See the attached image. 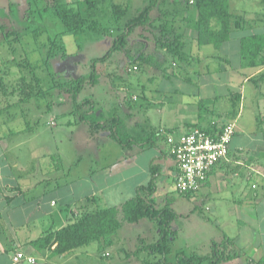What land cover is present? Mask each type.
Wrapping results in <instances>:
<instances>
[{"label": "rangeland", "instance_id": "rangeland-1", "mask_svg": "<svg viewBox=\"0 0 264 264\" xmlns=\"http://www.w3.org/2000/svg\"><path fill=\"white\" fill-rule=\"evenodd\" d=\"M10 1L13 0H0V7H8ZM27 1L33 2V0L13 2L11 17H0V84H4L5 88V92L0 89V98H6L11 103L6 110L7 124L13 130L23 129L22 135L12 136L11 148H13L8 158L17 162L16 156L19 157L20 161L17 162L19 170L35 183L33 190L31 189L32 195L122 196L131 183L125 179L136 167L131 169L125 165L126 156L130 157L132 153L135 154V164L140 169L165 161L174 170L175 161L170 157L163 139L157 140L160 149L163 148L166 155L163 157L165 160L161 162L158 148L147 147L146 150H140L139 146L134 145L130 151L113 138L106 136L105 132L90 135L89 126L79 119V112L74 108L73 100L63 88L71 86L73 78L90 73L91 61L108 51L111 39L101 38L92 31L62 34L64 26L52 13V9L40 15L36 13L37 11L34 12L36 9L34 4H31V8L35 9H31L30 14L26 13L30 20L26 19L21 10L27 8ZM63 1L71 4L84 0ZM124 1L130 2L132 11L143 2V0ZM163 1L162 7L169 11L175 10L179 22H182V17H189L191 22L196 12L194 3H185L182 0ZM229 2L231 12L235 15H243L248 20L264 19V0H229ZM45 4L51 7L53 1L45 0L40 4L41 8ZM104 11V15L109 19L111 16L109 4L105 6ZM156 15L157 10L152 12L153 17ZM251 24L252 26L244 29L234 30L232 40L224 43L221 48L209 45L202 47L201 52L196 50L200 52L199 55L208 51L217 54L227 53L231 62L221 63V70L219 63L212 62L213 64L209 63L207 68L203 66L205 72L198 70V67L201 68L200 65L184 71L182 69L184 64L181 61L155 46L151 40L147 42L146 50L154 52L157 56L156 60L153 59L151 63H129L126 54L115 53L107 62L97 64V71L100 74L99 83L95 86L86 85L77 96L78 102L86 100L82 110H89L92 103L93 108L103 111L107 116L112 109H116L124 120L125 129L132 135H141L146 133L145 131L153 130L155 120L160 122V119L166 121L168 118H174L175 112L186 110L190 105H195L197 111L198 106L194 103H199L203 108L202 117L196 120L198 126L206 127V123L213 120L222 124V117H233V114L221 117L220 113L223 104H228L221 95L227 92V85L231 83L228 76H242L251 71L249 67L241 66L237 51L239 39L243 35L263 31L262 20H256ZM189 27L196 31L194 22ZM56 35H61L58 45L63 43L64 50L58 46L55 56L50 57L47 64L45 60L50 49V40L55 39ZM141 39L144 38L139 31L132 33L127 46L130 55L135 54L137 48L135 42ZM188 47L190 41L187 49ZM65 52L66 56H63ZM195 55L197 56V53ZM22 77L27 83L33 84L29 101L22 98L25 97L20 89ZM226 82L227 85H224ZM55 84H58V87L50 89ZM251 86L247 85L246 103L241 108L242 117L235 120L236 123L239 122L237 125L241 124L248 131L258 125L264 128L263 108H260L263 111L261 121L255 119L256 116L253 115V109L257 105L255 104L254 107L252 105ZM232 87L240 90L238 86ZM245 89L243 88L244 92ZM47 90L49 93L45 92ZM215 92L221 95L216 104L215 99L213 101L208 99ZM162 102L166 105L167 111L162 110L164 107L160 105ZM208 107L215 109L214 112L207 110ZM183 113L184 111H181V118ZM149 115L153 117L149 118ZM189 115L197 118L198 113H189ZM170 119L167 121H171ZM177 121L175 124L177 127L181 122L183 123ZM51 122L55 124L52 125ZM167 125L174 126V122H168ZM173 130L180 131L176 128ZM164 134L162 132V135ZM259 140H262L261 136ZM21 141L23 143L20 144ZM247 143L254 146L260 141L249 140ZM117 161L122 162L112 166ZM251 183H257L259 196H264V179L254 176L250 182L245 181L244 187L250 186ZM164 184L165 190L161 189L156 196H171L172 206L179 213L172 224L177 231L168 259L173 261L176 252L181 249L187 253L194 250L201 255L211 253V242L215 240V198L206 197L200 192L201 190L189 195L195 196L191 197L192 199L185 197L187 195L176 190L171 175L165 176ZM103 189L104 192H101L100 190ZM165 203H158V206H163ZM207 206L211 210H206ZM254 216L255 213L252 215L251 225L255 229L257 223ZM158 236L157 226L150 219L143 218L137 223H124L115 235L112 245L92 242L76 250V257L70 264H157L161 258L160 254L138 249L141 238L151 242L157 240ZM185 245H188V248L184 247ZM87 251L89 253H86ZM104 252L109 254L105 253L103 256ZM244 259L239 257L235 263L227 261L221 264H240L245 261Z\"/></svg>", "mask_w": 264, "mask_h": 264}, {"label": "trees", "instance_id": "trees-1", "mask_svg": "<svg viewBox=\"0 0 264 264\" xmlns=\"http://www.w3.org/2000/svg\"><path fill=\"white\" fill-rule=\"evenodd\" d=\"M15 1L20 0L10 1L8 7H0V17H11L12 4ZM52 1L51 7L47 3L42 8L40 4H43L45 0H33L31 3L27 1V8H23L21 12L26 19H29L26 13L30 14L31 4H34L36 8L32 10L35 9L34 12L37 11L36 13L40 15L44 11L52 9V13L64 26L62 34L92 31L96 35H100L101 38L111 39L108 51L91 61L90 73L73 78L71 86L63 88V91L73 100L74 108L79 112V119L89 126L90 135H96L101 131L107 132L123 148H128L129 150L134 145L139 146L143 150L147 147H158L157 140L163 139L166 140L168 152L170 153L167 137L169 134H173L174 131L173 129H168L162 135L161 130H150L145 131L146 133L141 135H132L130 131L125 129L124 120L116 109H112L109 116H107L103 111L93 108L94 105L90 101V109L82 110L83 103L86 100L78 102L77 96H79L86 85L95 86L99 83L100 74L97 71V64L107 62L115 53L119 52L126 54L129 63H151L157 57L154 52L151 53L146 50L147 42L151 40H153L155 46L164 50L171 57L190 64L196 60V53L197 57L200 56L199 52L196 51L197 49L208 45L219 48L223 43L231 39L234 30L244 29L251 25V22L243 15H235L231 12L229 0H182L185 3L190 1L194 3L196 11L194 24L196 25L197 35L194 40H189L185 36L183 29L184 25L189 23L190 18L182 17V22H179L175 10L169 11V9L162 7L161 2H164L163 0H143L142 4L134 8V11H132L130 2L124 0H84L83 2L77 1L71 4L69 2L65 3L63 0ZM107 4L110 5L109 12H111L109 19L104 15V9ZM155 10H157V15L153 17L152 12ZM137 31L144 39L136 40L135 45H137V48H135V54L130 55L127 50L129 38L132 33ZM61 35H56L55 39L52 38L50 40L51 45L47 51L45 63L49 61L50 57L53 58L55 56L58 46L64 50L63 43L58 45V39ZM189 41L190 47L187 49ZM240 55L247 67H264V33H251L244 36L240 40ZM63 56H66V52ZM21 80V94L25 96L22 98L29 101L32 96L30 90L33 84L27 83L24 77ZM256 80L264 81V70L258 74ZM55 87H58V84L51 86L50 89ZM0 89L5 92L4 84H0ZM45 92L49 93L48 90ZM45 92L43 93L44 95L46 94ZM238 97L237 101L232 98V101L235 102L232 110L235 111L233 113L237 111ZM9 106H11V103ZM215 124H210L205 129L209 132L213 131L217 127ZM195 126L198 125L196 124ZM160 169L161 166L158 163L151 164L149 168L150 178L147 183L136 187L135 195L123 204L97 207L90 212L85 211L80 217L69 222L64 227L47 232L33 241V245L38 249L40 247L53 249L55 254L70 252L71 250L87 246L92 242H98L100 245L102 243L112 245L115 235L124 223H136L143 218H147L155 222L159 236L157 240L151 242H146L141 238L138 250L160 254L161 258L157 264H221L237 257H245L242 251L233 247V239L225 237L221 242L213 240L211 242V253L207 255H201L194 250L190 253L179 250L176 252L173 261L168 259L172 250L171 245L175 241V232L177 231L172 224L179 216V213L172 207V201H167L162 207L158 206L156 194L158 192L157 179ZM192 194L183 195L191 198L192 196L189 195Z\"/></svg>", "mask_w": 264, "mask_h": 264}, {"label": "crops", "instance_id": "crops-1", "mask_svg": "<svg viewBox=\"0 0 264 264\" xmlns=\"http://www.w3.org/2000/svg\"><path fill=\"white\" fill-rule=\"evenodd\" d=\"M195 19L196 12L191 22L188 20L189 23H186L183 29L185 36L190 38V40H194L197 35V31L189 27ZM256 20L263 21V31H261V33H264V19H253L249 21L252 23ZM243 37L244 35L239 41ZM230 40H232V36ZM221 46L219 48H221ZM197 50L201 52V48ZM237 51L240 55V44ZM212 62L219 63V70H221V63L230 64L231 60L229 55L225 52L217 54L213 51H208L206 54L203 53L199 57L196 56V60L190 64L182 62L184 64L182 69L188 71L191 67L200 65L201 68L198 67V70L200 72H205L203 66L207 68V66L210 65L209 63H211V65L213 64ZM241 66L247 67L242 59ZM250 70V73H245L242 76L229 75L228 78H230L231 83L229 85H227V82L224 83V85H227V92L221 95L228 101V104H223V107H221V117L231 114H233V117H222L221 120L223 121L222 124L234 122L236 125V132L229 144L227 157L213 167L206 184L202 186L200 192H203L202 194L206 197L215 198V241L221 242L225 237L232 238L233 247L245 254V261L240 262V264H264V196H259L257 192V183H251L250 186L244 187L245 181L250 182L252 178L254 179V176H260L264 179V128L258 125L254 127V129L248 131L241 124L240 126L237 125L239 122L236 123L235 121L237 118L242 117L241 108L246 103L245 93L248 84L252 85L250 89L253 95L252 105L253 107L255 104L257 105V107L253 109V115L254 117L256 116L255 119L258 121H261L263 118L264 81L256 80V78L258 74L264 70V67L250 68ZM215 85L219 84L215 83ZM232 86H238L240 90H236L235 87ZM221 95L215 92L210 95L208 99H211V101L215 99L216 104ZM237 96H239V104L236 108V113H233L235 111H232L235 103L234 101H237ZM232 98L234 101H232ZM9 103L10 102L6 100V98L0 99V264H31L26 260L15 263L13 261V256L18 251L25 252L27 255L34 257L36 259L34 264H70L74 257H76V250L80 248L63 254H55L53 253V249L43 247L38 249L33 245V241L42 237L47 232L64 227L69 222L80 217L85 211L90 212L97 207L119 206L123 204L126 200L135 195L136 187L147 183L150 178V167L140 169V167L135 164L136 159L134 153H132L130 157L126 156L127 162L125 165L129 166L131 169L136 167L125 179L131 183L122 196H98L96 194L82 197L58 196V194H56V196L32 195L31 189L33 190L35 183L34 181L32 182L31 179H28L26 175H23V171L21 172L19 170L20 168L17 163L20 161L19 157L16 156L17 162H13L8 158L13 148H11L12 136H20L22 135L21 131H23V129L13 130L9 124H7L6 110L9 107ZM194 104L198 106L197 111L195 105H190L186 110H180L179 113L175 112L173 114L174 118L167 119L171 121L160 119L159 122L155 120V123L152 122L154 124H152V129L165 132L168 129L176 128L180 130H173V134L175 133L176 135H174L176 137L188 132L198 123L196 120L202 117L201 111L203 108L199 103ZM160 105L164 106L162 110L167 111L166 105L163 102ZM212 107L214 106L212 105ZM261 107L263 111L260 109ZM191 109L193 110L191 111ZM207 110L214 112L215 109L212 110L211 107H208ZM181 111H184L182 118L180 117ZM189 113H198L197 118L190 116ZM150 117L153 116L149 115V118ZM177 120L183 121L178 127L175 125L176 122H178ZM238 120L240 121V119ZM168 122H174V126L176 127L167 125ZM211 122L212 121L206 123L207 126L212 124ZM213 122L215 121L213 120ZM216 123L218 126L222 125L221 123ZM51 124L53 125L55 123L51 122ZM105 135L110 137L107 132H105ZM260 136L262 140H259ZM249 140L254 142L260 141V143H256L254 146L249 145L247 143ZM21 143L23 142L21 141L20 144ZM164 143L166 144V140H164ZM154 148H158V153L160 154V158H162L160 161L165 160L163 157L166 155L163 148L160 149L159 145ZM119 162L121 163L122 161H117L113 163L112 166L118 165ZM159 165L161 169L157 179L158 192L161 189L165 190V176L171 175L174 182L176 173V168L173 170L165 161ZM106 168L110 169V167H104V169ZM169 171H171V173H169ZM100 191L104 192V189ZM194 197L195 196L192 198ZM156 198L158 203L173 200L171 196L161 195L156 196ZM206 210H211V208L207 206ZM253 213H255L254 217L257 223L255 229L251 225ZM184 247L188 248V245ZM86 253L89 252L87 251ZM105 253L109 254V252H104L102 255L104 256ZM238 259L239 257L231 260V262L234 261L235 263Z\"/></svg>", "mask_w": 264, "mask_h": 264}, {"label": "built area", "instance_id": "built-area-1", "mask_svg": "<svg viewBox=\"0 0 264 264\" xmlns=\"http://www.w3.org/2000/svg\"><path fill=\"white\" fill-rule=\"evenodd\" d=\"M215 125V130L210 132L205 127L194 126L178 137L174 134L168 135L170 155L176 164L174 183L179 193L190 194L199 191L206 184L213 167L227 157L236 125L234 122ZM23 260L31 264L36 262L34 257L22 251L13 256L15 263Z\"/></svg>", "mask_w": 264, "mask_h": 264}]
</instances>
